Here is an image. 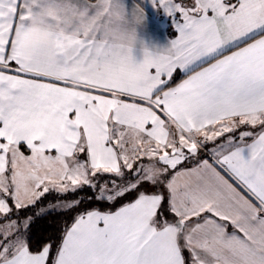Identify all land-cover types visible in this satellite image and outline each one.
Here are the masks:
<instances>
[{
  "label": "snow or ice",
  "instance_id": "1",
  "mask_svg": "<svg viewBox=\"0 0 264 264\" xmlns=\"http://www.w3.org/2000/svg\"><path fill=\"white\" fill-rule=\"evenodd\" d=\"M0 264H264V0H0Z\"/></svg>",
  "mask_w": 264,
  "mask_h": 264
},
{
  "label": "clouds",
  "instance_id": "2",
  "mask_svg": "<svg viewBox=\"0 0 264 264\" xmlns=\"http://www.w3.org/2000/svg\"><path fill=\"white\" fill-rule=\"evenodd\" d=\"M33 3H35V0H32ZM78 19H83L84 14L81 13L78 17ZM29 38L25 41L24 49H25V60L27 61V58L31 55V45L32 41L39 39L43 41L44 43H48L50 38L47 35L46 31H43L39 26L36 20H33L29 25ZM81 72H87V69H80Z\"/></svg>",
  "mask_w": 264,
  "mask_h": 264
},
{
  "label": "crops",
  "instance_id": "3",
  "mask_svg": "<svg viewBox=\"0 0 264 264\" xmlns=\"http://www.w3.org/2000/svg\"><path fill=\"white\" fill-rule=\"evenodd\" d=\"M162 39V38H161Z\"/></svg>",
  "mask_w": 264,
  "mask_h": 264
}]
</instances>
